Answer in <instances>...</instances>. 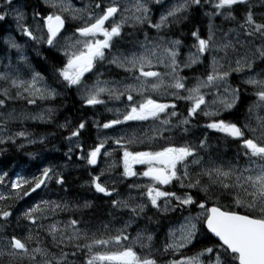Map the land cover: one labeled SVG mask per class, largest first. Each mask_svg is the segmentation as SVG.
<instances>
[{
  "label": "snow or ice",
  "instance_id": "snow-or-ice-1",
  "mask_svg": "<svg viewBox=\"0 0 264 264\" xmlns=\"http://www.w3.org/2000/svg\"><path fill=\"white\" fill-rule=\"evenodd\" d=\"M154 2L162 5L163 0H154ZM203 2L211 3L215 9L214 13L208 15L224 16L226 20L236 19L233 15V6L247 5V7L238 29H229L220 40H217L215 30L211 25L206 39L201 38L198 31L191 32L195 39V43L191 47L195 51H189L182 62L183 67L191 68L201 61V57L213 50L217 54L223 53L219 58L217 55L212 56L210 70L203 77L197 76L192 87H186L184 82L186 78L179 75L181 62L178 57L182 41L180 39L166 40L163 36H158L156 40H150L148 34L145 33L143 41H132L141 49L139 54L135 51L126 54L117 50L109 60L110 64L128 73L135 83L115 81L112 82L113 86L109 87L108 81L97 79L92 87L84 88L82 98L87 106L103 104L104 101L100 98L102 93H107L109 97L117 100L127 95L129 104L122 114V119L119 118L120 110L117 109L118 117L116 119L109 120L103 125H97V127L109 129L127 121H148L150 119L159 121L161 125L158 130L156 128L152 130V136H145L139 141L136 137L125 139L123 136L112 139V143L118 145L122 150L123 171L120 175L124 178L141 176L149 180L145 184L128 185L129 189H144L140 192L141 202L137 203L136 198L131 195L125 199H111L116 189L115 187L109 189L100 182L104 170L100 175L91 177V187L96 193L111 199L112 209L126 210L129 213V219L124 222V226L117 229L115 234H109L106 237L104 233L99 236L92 233L89 237L87 232L81 234V230L77 227L80 221L76 219H70L64 228H60L58 222L49 224L46 231L51 237L53 246L60 248L59 255L50 253L46 247H42L38 234L36 246L30 247L33 235L29 228L28 234L23 239L12 235L5 240L4 247H0V256L7 255L12 259L19 257L21 260L26 258L32 264H74L69 256L75 257L77 252H82L85 255L83 264H157L151 254L153 236L146 228L139 230L137 235L131 238L130 243H125L129 241L126 230L133 223V218L144 213L147 204L150 203L151 207L158 212L175 211L177 207L183 210L190 205H195L200 209L195 216L191 213L184 216L178 229L170 228V239L164 244V252L185 248L198 235L208 238V234H211V237L216 238L217 241L212 246L201 248L194 256L171 260L169 264H204L202 257L207 259V264H264V116L257 112L258 109L264 110V70L254 71L257 61L264 64V13L257 20L251 0H203ZM44 3L53 11L47 15H42L40 11L33 12L35 31L24 23L25 13L19 8H13V0H0V9H2L0 10V21H5L8 15L14 13L17 28L25 37L39 43L44 39L43 30L46 29L45 42L49 46H54L58 34L65 24L60 13H69L75 20L78 18L76 13L82 10L72 8L65 0H44ZM201 3L202 0H182V2L167 8L153 23L149 17V0H133L130 6L123 7L117 3V0H112L107 5L103 3V0H99L95 4V9L99 11L89 12V22H85L84 26L76 27L75 32L78 33V38L69 43L64 50L67 62L63 68L55 71L68 86H79L82 84L84 74L90 72L97 61L106 59L105 50L110 51L115 46V38H122V29L125 25L135 28L136 25L146 23L149 28L155 29L159 33L163 29L183 23L187 18L185 14L189 7L199 6ZM262 6H264V0H262ZM57 9L59 12L56 11ZM117 14L121 16L120 20L112 22L109 29L106 22ZM40 21H42V25ZM36 32H40V35H36ZM230 33H235L234 38H228ZM98 36H102L103 39L97 38ZM66 39L71 40L72 38ZM257 39L260 41L259 45L255 44ZM5 42L9 48L16 49L19 55L16 65L9 62L4 66L5 70L0 72V81H3L5 85L0 87V108L6 107L7 102L14 99H27L28 104H34L36 99L53 97L56 94L55 89L42 83L44 78L27 64L21 46L14 40ZM221 61L227 63V68ZM156 66H163L168 71L161 73L151 70ZM246 69L249 73H254L243 80L244 84L252 87V95L255 97L248 109L249 120L251 121V118L255 117V127L251 122L244 126L252 135L246 138L243 128L236 123L222 119L212 120L204 127L240 140L242 148L245 149L244 155L248 158V167L238 168L231 164L227 167L218 165L211 155L205 165L204 157L200 155L199 150H208L207 138L200 140L198 147L185 143L181 146L168 144L161 146L159 150H129V146L132 144L155 140L158 132L167 131L172 126L170 118L178 115L174 103L158 102L148 95L149 92H157L161 87H164L165 92L176 100L188 101L187 117L179 120L175 126L188 125L189 118L199 112H202L205 117H212L218 116L221 108L231 110L240 99V94L239 89H234L227 83L228 78L232 72L241 73ZM25 72L30 73L28 79L22 78V74ZM164 77L169 79V83L166 85ZM221 87H223V92L220 91ZM13 89H15V95L12 94ZM169 89L173 91L168 92ZM204 89L209 91L216 89L212 93L214 98L211 103L206 100L208 93L204 92ZM184 92L187 94H182ZM133 93L140 96L138 101ZM168 109L172 110L169 112ZM50 111L51 109H49ZM161 114H164L166 118L161 119ZM7 118L15 119L16 117L12 112H9ZM36 118L32 117V119ZM85 126V123L81 121L76 130L71 132V137H77ZM184 131L187 132V128H184ZM257 133H259L258 136ZM16 135L25 136L26 133L18 132ZM0 143H3V140H0ZM105 143L106 140H101L88 151L86 157L88 165L97 164V158L101 155V149L104 148ZM77 146L79 147V145ZM71 151L70 148L69 152ZM102 154L105 157L110 155L108 151ZM78 158L83 159L84 157ZM189 161L191 165L199 168V171L194 175L189 170ZM133 165H145L146 168L142 172H137L133 170ZM113 167L115 164L109 165V168ZM52 171L51 167H45L42 170V175L33 177L32 180L17 174L15 179L10 181L11 189L17 198H21V193L23 196H28L45 184L46 180L52 178ZM6 176L7 173L0 175V183H3ZM202 177H207V182H204ZM173 181L179 182V187L182 189L198 188L204 193V200L197 203L193 196L187 192L177 195L173 191L163 190L162 186L170 185ZM65 182L63 177L57 175L56 183L58 185L63 186ZM116 182L113 181L114 184ZM25 186H28L27 189ZM144 197H146V201L143 199ZM213 197H215V202L211 207H208V201ZM225 197H231L235 207L222 206L219 201ZM10 198L11 196L0 195V201ZM173 200L176 202L175 205L172 204ZM160 201H163V208H161ZM49 207L55 211L56 209H66L67 205L41 200L23 212L22 216L31 225H36L37 220L43 217L45 209ZM79 207L90 208L91 203L85 201ZM239 209H244V211L241 212ZM10 214L7 210H0V219L7 220ZM109 215H112V212ZM151 219L149 217L150 221ZM200 225L207 230L206 233L201 232ZM103 227L105 230L108 229L107 224ZM177 231L179 236L176 235ZM81 240L86 242L80 243ZM135 245H139L143 254L134 250ZM65 247H72L75 250L69 253L63 250Z\"/></svg>",
  "mask_w": 264,
  "mask_h": 264
},
{
  "label": "trees",
  "instance_id": "trees-1",
  "mask_svg": "<svg viewBox=\"0 0 264 264\" xmlns=\"http://www.w3.org/2000/svg\"><path fill=\"white\" fill-rule=\"evenodd\" d=\"M23 3L25 4L24 0ZM37 6L40 9V6ZM195 9L198 10V19L200 20L199 6H196ZM193 10L194 9H192V11ZM40 12L42 15L47 13H43L41 9ZM6 22L7 19L5 21H0V28L4 27L5 30L7 26ZM200 23L202 24L203 21H200ZM190 25L192 26V24ZM178 28L181 31L180 33H178L173 26L164 31L167 35H170L168 36L170 38L176 39L177 37H180L181 41L186 43V46L189 47L191 41L190 38H193L189 33L192 31L186 29L181 30L180 27ZM199 35L201 38H204V30H200ZM122 37L125 38V34H123ZM117 42L119 41L117 40ZM27 43H30V41L26 40V44ZM40 48L41 51L38 52L34 46L27 44L25 47V53L27 56L26 62L29 64L33 61L36 70L49 80L52 76H50V74L54 73L56 68L59 69L62 67L64 63L63 57L53 50L46 51L44 45ZM6 52L8 51L5 48L4 53ZM182 59H184V57H182ZM182 59L179 60L181 62L180 76L186 78L184 80L186 87H192L197 76L203 77L207 74V66L205 64V66L196 65L191 68H185L183 67ZM228 84L234 85L235 89H239L240 94V99L230 111L224 112L218 117H205L203 114L198 113L189 118V125L178 126L174 129L172 126L169 127V130L163 132L165 133V136H169V139L179 138L178 140L172 141L175 146H181L188 143L198 147L199 141L207 138L209 148L207 151L199 150L201 154L207 158L211 155L212 159L215 160H220L222 158L226 159L227 162L230 160V163L237 162L241 150L238 140L227 137L221 132L204 127V125L212 120L221 119L227 122L236 123L238 126H240L242 120L243 122L245 120L246 124L249 123L246 120V117L249 109L248 106L253 102V89L247 85L236 82L235 77H232V80H230ZM3 86H5L4 82L0 81V87ZM220 91L223 92L222 87ZM60 93L62 96H57L53 100L45 99L35 101V103L42 104L51 109V114H49L50 117L48 119H42L41 121L32 119V117L36 112L42 110L43 107L38 108L37 104L34 105L35 103L31 105L29 104L30 106L28 107L27 99L10 100L7 102L6 107L0 108V129L3 128L6 130L4 134L0 133V140H3V143H0V171L7 173L9 178L13 173H16L23 176L25 179L32 180L33 177H39L38 174L41 175L42 170L45 167H51L53 170L51 173L52 178L48 180L45 187L46 189L44 187L40 189L38 188L28 196H23L21 193V198H17L13 193V190H10L9 186L0 188V195L11 196L10 199L0 201V210H7L11 213L7 220L0 219V238L6 239V237L10 238L12 235H16L23 239L28 234L29 228H31L33 240L29 246L35 247L36 236L38 234L41 246L46 247L50 253H55L56 255H59L60 248L53 246L51 237L46 231L47 226L52 224L53 221H58V226L64 228L65 224L70 219H76L80 221L77 227L81 230L82 235L84 232H87L89 237H91L92 233H96L98 236L101 233H104L106 237L107 235L115 234L116 232L113 230L114 227H109L108 223L120 226L121 221L129 219V213L126 210L119 211L112 209L111 199H114V196L110 199L103 194L95 192L90 184L92 176H98L101 171L104 170V175L100 177V182L105 181L101 179H107L110 172L113 174L112 176L117 179L123 180L128 184L131 182V179L124 178L120 175L122 170L119 165L116 166V168H109L107 166L101 167L100 165L102 164H99L98 166L87 164L86 157L89 151L88 149H91L98 144V141L96 140L98 139L97 133H99L101 128L97 127V125H103L109 120H112L113 116L109 115L110 113L104 111L99 105L87 106L84 104L83 100H80L81 103L79 105L77 99L72 94V90L66 89L64 91L61 89ZM12 94L15 95L14 89L12 90ZM182 94L186 95L185 92ZM163 102L174 103L176 105L175 111L178 115L170 118L171 125H174L179 120L187 117L186 114L189 107L188 101L176 100L171 96L170 98L163 99ZM171 110L172 109H168L167 111L170 112ZM9 112H12L16 118L8 119L7 114ZM164 118L165 116L162 114L161 119ZM81 121L85 123V128L80 130L77 137H71V132L76 130ZM132 122L134 123L124 122L122 124H151V127H149V133H152L154 128L158 130L157 123L159 121L151 122L148 120L147 122ZM61 125H63V127H61ZM184 128H187V132L184 131ZM244 131L246 138L251 136L249 135L250 132L248 129H245ZM18 132H24L26 135L18 136L16 135ZM69 137L73 139L75 138L78 141L77 145H79V147L77 145L73 147ZM30 138H39L43 141L34 144L24 143ZM141 139L144 138L140 137L138 141ZM95 140L97 142H95ZM70 148L72 151L70 152L71 155L68 157ZM78 157L84 158L80 159ZM190 172L193 175L196 173L193 170ZM57 175L65 179L66 182L63 186L56 183ZM132 178L134 180L136 177ZM206 179L207 177H202L204 182H207ZM176 183L178 182L173 181L172 184L168 185L167 190L179 194V192L176 191ZM27 187L28 186H25L26 189ZM122 189V186L118 187L119 191ZM190 190L189 194L193 196L197 203L204 200V193L198 188ZM41 200L55 202L61 205L66 204L68 214L66 215L64 213V209H56L53 211L51 207H49L48 209H45L43 217L37 220L36 225H31L29 221L24 219L22 213L34 204L39 203ZM85 201L91 203L90 208L79 207V205H83ZM214 202L215 197L208 201L207 206L213 205ZM219 203L222 206L227 205L235 207L232 204L231 197L222 198ZM199 211L200 209L198 207L190 205L183 210L177 207L175 211L161 213L149 206L139 217L133 218V226L127 230V235L130 234V232L137 233V230L139 231L140 228H146L148 232H151L153 236L151 242V254L152 257L156 259L157 264H169V261L171 260H180L182 257H191L199 252L201 248L212 246L217 241L209 234L208 238L198 235L197 238L185 248L176 251L170 250L168 252H164L163 248L164 244L168 242V231L170 227L182 217L187 216L190 213L195 216ZM239 211L243 212L244 209H239ZM110 212H112V215H109ZM149 217L152 218L151 221L149 220ZM170 222H172V225L168 228ZM105 224L108 225L107 230L103 227ZM200 230L201 232L206 233L202 225H200ZM85 242L86 241L84 240L80 241V243ZM63 250L71 253L75 249L72 247H65ZM134 250L137 251V253L143 254L140 247L134 246ZM69 259L74 261V264H83L85 255L82 252H77L75 257L70 255ZM201 259H203L204 262H207L206 258L202 257ZM0 264H32V262L26 258L21 260L17 257L14 260L7 255H3L0 256Z\"/></svg>",
  "mask_w": 264,
  "mask_h": 264
},
{
  "label": "rangeland",
  "instance_id": "rangeland-1",
  "mask_svg": "<svg viewBox=\"0 0 264 264\" xmlns=\"http://www.w3.org/2000/svg\"><path fill=\"white\" fill-rule=\"evenodd\" d=\"M13 1H14L13 2V8H19L21 11H23L22 10L21 1L20 0H13ZM65 2L68 3V4H70L72 8L79 9V10H82V11L76 13V15H77L78 18L75 19V20H73L71 18V15L69 13H60L62 15V17L65 18V20L69 24H71V27H70V29H67V30L63 31L62 33L58 34V38H57V40L55 42V45L52 46V47L56 48L59 52L63 53V55H64V50L67 47V45L69 43L74 42V40L76 38H78V33L75 32L76 27H78V26H84L85 22H89L88 21V14H89V12L99 11V10L95 9V3H93L92 0H65ZM111 2H112V0H105L103 3L105 5H107V4H110ZM132 2H133V0H117V3L120 4L121 7H123L125 5L130 6ZM179 2H182V0H163L162 5H160V4H156L154 2V0H149V7H150L149 16H152L153 15L154 8L157 7V5H159L158 6V11L157 12L155 11L156 12L155 22H156L159 19V16H160V14L162 12L166 11L167 8H169L173 4H176V3H179ZM151 4H153L152 11H151ZM35 6H36V4H35ZM209 6L211 8H213L211 3H209ZM246 7H247V5H244L243 6V12H242V15L243 16H244V12H245ZM50 10L53 11V9H51V8H50ZM213 10L215 11L214 8H213ZM56 11L59 12V9H57ZM253 11H254V15L259 14L260 11L264 12V7L263 6H261V7L255 6L254 9H253ZM9 12L11 13V10H9ZM259 15H258V17L256 19H259ZM217 17H218V21L216 23L210 21L209 19L205 20V21H207L206 28L204 30V32H206L205 39L208 36L210 25L215 30V35H216L217 40L222 39L224 37V33L228 32L229 29H238V25L239 24H238V21L236 19L235 20H226L224 18V16H217ZM120 18H121V16L119 14H117L113 19H110V21H107L106 22V26L111 25L112 22L119 21ZM209 18L212 20L213 19V15H210ZM236 18H237V16H236ZM8 19H9V24L7 25L8 31H6V35L4 37L5 38V41L6 40H14L17 44H19L21 46V49L23 51V54H24V49L27 46V44H29L30 46H36V47H38V48H36V50L38 52L41 51V48L39 47V46H41V44L44 43L46 45V42H45L46 41V36H47L46 29L43 30L44 39L41 42L37 43L36 41L30 40L28 37H25L22 34V32L20 30H18L17 25H16V21L14 19V13H11L10 15H8ZM223 22H224V24H223ZM12 23H15V25L12 26ZM24 23L35 31V21H34V19L33 20H30V21H27L25 19ZM40 23L42 25V21H40ZM218 23H219V25H218ZM182 24L183 23H181L180 25H178V27H181V30L183 28L181 26ZM125 26H127V25H125ZM178 27L175 26L174 28L179 29ZM145 33L148 34V37H149L150 40H156L158 38V36H163L160 32L157 33V31L155 29L152 30V32L150 30H148V32H145ZM145 33H142L141 36L139 37V40L140 41H143L144 40V34ZM18 34H19V36H21V39H19ZM35 34L39 36L40 35V32H36ZM234 36H235V33H230V35H229L228 38L231 39V38H234ZM69 37H71L72 39L71 40L66 39V38H69ZM127 37L128 36H126V39H127ZM163 37L166 40H171V39L167 38L166 36H163ZM97 38L103 39L102 36H98ZM126 39H123L122 40V42L120 43V46H116L115 45L114 47L111 48L110 51L107 50V49L105 50V55H106V58L108 60L111 59V55L113 53H116L117 50H120V51H122V52H124L126 54L127 53H130V52H133V51H135V52H137V54H139V52L141 51V49L138 47V45H134L132 43L133 40L130 42V41H127L129 39H127V40ZM26 40L27 41H30V43H27L26 44ZM259 43H260V41L257 39L255 41V44L256 45H259ZM189 51H195V50L191 48ZM18 55L19 54H18V52L16 50V55L14 57L13 56L11 57V55L8 54L7 57H4V59H1L0 60V72H3L5 70L4 66L7 65V64H9V62H11V64H13V65H16L18 63ZM213 55H217V58H219V56L223 55V53L217 54L213 50L212 52L207 53L203 57H201V61L203 59L206 60L207 67H208V71L210 70L209 65L211 63V59H212V56ZM183 56H184V59H182V61L185 60V58H186L187 55L185 54ZM221 62L224 63L225 64V68H227V63L225 61H221ZM113 66L115 68H117L115 65H113ZM94 67H96V64H95ZM117 69L123 71L122 72V76H121V78H117L116 77V78H113L112 80L107 79L108 82H109V85H108L109 87H112L113 86L112 82H115V81H123L124 83H135V81L131 77H129V74L128 73H125L123 69H120V68H117ZM151 70L158 71V72H161V73H164V72L168 71L163 66H156V67L152 68ZM262 70H264V64H261L259 61H257L256 64H255V66H254V71L255 72H260ZM180 72H181V70H179V75H180ZM54 73H52V74H54ZM232 73L237 74L235 72H232ZM89 74L91 75L90 78L93 79V82L87 83V82H85V78H87V75H89ZM250 74H254V73H249L248 70L246 69L243 72H241L240 75L238 74L239 77L237 79H241L243 81ZM29 76H30V73H27V72H25V73L22 74V78L23 79H28ZM164 80H165V85L167 83H169L168 77H164ZM96 81H97V78H95V74L92 72V70L90 72L85 73L84 76L82 77V84L78 86V88L80 89L79 90L80 96L83 97L84 88L85 87H92L96 83ZM42 83L43 84H47L48 86L51 87V84H49L48 82H46L45 79H43V82ZM84 83H86L88 86H86ZM121 90H123V89L121 88ZM203 91L206 92V93H208L206 95V100H208L209 103H211V101L214 98L213 95H210L208 89H204ZM168 92H171V89H169ZM148 95H151L153 98H155L158 102H161V103H164L163 102V99L170 98L171 97L170 94H167L165 92V88L164 87H161V89L159 91H157V92H149ZM126 96L124 95L119 100H117L115 98L109 97V95L107 93H102L101 96H100V98L104 101L103 106L106 109H110V110H112L115 113V115H114L115 119L118 117L117 109H119L120 110V112H119V118L122 119V114L124 113L126 106L129 104V101L125 100V99H127ZM133 96L135 97V99L137 101L140 99V96L137 95L136 93H133ZM36 104L37 103H35L34 105H36ZM37 107L38 108L43 107V108H42V110H40L39 112H36L34 114L33 117H37L36 120L37 119H42L41 117H43V119H45V118L48 119L50 117L49 114H51V111L49 112V108L48 107L43 106L42 104H37ZM213 107H215V106H213ZM223 111H225V110H223L221 108L219 114H222ZM257 112L260 115L264 116V110H259L258 109ZM199 113L203 114L202 112H199ZM248 117H249V114H248ZM149 121L153 122V120H151V119ZM252 121L255 122V117L254 116L251 118V121L250 122H252ZM128 122L131 123L132 121H128ZM157 124H158V127L160 128V123L158 122ZM245 124L246 123L243 122V126H245ZM245 129H247V128H245ZM125 130H126V127L124 126V124L114 125L112 128H109V129H104V128L101 127V129L99 131V134H98V136H100L99 139H98V142L100 143L101 140H106V143L104 145V148L101 149V155H99L98 158H97L98 159V162L97 163L102 164V165H100L101 167H104V166L109 167L110 164H115V167H113V168H116V166L119 165L120 168H121V170L123 171L122 162H121L122 150H121V148L118 145L112 143V139L113 138L120 137V136H123L125 139H128L129 137H136L137 139H139L140 137H142L144 135V132H145V130H141V131L137 130L135 132L129 133V132L125 131ZM5 131L6 130L3 129V130L0 131V133L1 134H4ZM160 137H161L160 134L159 135L157 134L155 140L161 139ZM30 140H32V139H30ZM155 140H152L150 142H147L148 140H146V141H144V143L132 144V145L129 146V150L145 151V150H150L152 147L153 148H157V150H159V148L161 146H167L168 145V144H165V143L164 144L161 143L160 144L161 146L160 147H157V145L155 143ZM41 141H42L41 139H35V140L28 141V142H24V143L33 144V143L41 142ZM105 151H108L110 153V155L108 157H105L102 154ZM200 155L204 157L203 154H200ZM213 160L215 161L216 164L223 165L225 167H227L229 164H231L234 167H238V168H244V167H248L249 166V164L246 165V166H241V164H237V163H230V162H227V161L226 162H222L221 160H218V159H216V160L213 159ZM204 161H205V165H206L207 164V161H208V158H205L204 157ZM189 164H190V168H191L192 165H191L190 161H189ZM137 168H140L138 171L139 172H142V171L145 170L146 166L145 165H133V170H137ZM2 174H3V172L0 171V175H2ZM41 175H42V173H41ZM112 175L113 174L110 172V174H108L107 179L106 178L105 179H102V180H105L103 182L105 184H107V185H114V183H113L114 180L117 181L116 183H118V182H124L123 180L117 179V178H115ZM128 178H132V177H128ZM148 182H149L148 178H144V177H141V176H137L134 180H132L131 182H129V184H145V183H148ZM3 183H5V185H7V180L4 179ZM143 199L146 201V197H144ZM160 204H161V208H163L164 207L163 201H160ZM172 204L175 205V200L172 201ZM147 205H148L147 207H149L150 203L147 204ZM161 212H164V211H161ZM167 212H169V211H167ZM182 219H183V217L180 220H178L177 222H175L170 228H176V229H178L179 228V224L182 221ZM125 221H127V220L121 221V224H120L121 226H117V228H113V230L116 231L117 229L122 228L123 227L122 224H124ZM129 228H127V230ZM127 230H126V234H127ZM168 233H169V231H168ZM136 235H137V233H135V234L134 233L128 234L129 241H127L125 243H130L131 242V238L134 237V236H136ZM176 235L179 236V232L178 231H177ZM169 239H170V237L168 238V242H169ZM4 241L5 240L0 239V247H4ZM135 246L136 247H139V245H135ZM204 264H207V262H204Z\"/></svg>",
  "mask_w": 264,
  "mask_h": 264
},
{
  "label": "bare ground",
  "instance_id": "bare-ground-1",
  "mask_svg": "<svg viewBox=\"0 0 264 264\" xmlns=\"http://www.w3.org/2000/svg\"><path fill=\"white\" fill-rule=\"evenodd\" d=\"M32 2V1H31ZM35 2H36V0H35ZM31 5V4H30ZM32 6V5H31ZM30 6V7H31ZM34 6V5H33ZM32 6V7H33ZM47 5L46 4H44L43 5V7H46ZM48 7V6H47ZM24 9H25V7H24ZM28 10H30V9H28ZM34 10H35V8H34ZM157 11H158V7H157ZM156 11V12H157ZM33 12V11H32ZM155 15H156V13H155ZM202 16H203V14H202ZM202 16H201V14H200V19L202 18ZM204 17V16H203ZM31 20H33V19H31ZM199 20V19H198ZM28 21V20H27ZM9 24V20H7V22H6V25H8ZM15 25V23H12V26H14ZM198 26L199 27H201V23H200V20H199V23H198ZM13 28V27H12ZM15 30V29H14ZM6 31H8V27L6 26V29L5 30H0V47H1V50H0V60L1 59H4V57H7V55L9 54V55H11V57L13 56H15L16 55V50L15 49H11V48H9V46H8V44L5 42V33H6ZM4 32V33H3ZM14 32V31H13ZM3 33V34H2ZM125 36H128L127 37V39H129V40H127V41H134V40H139V37L141 36V34L139 33V32H134L128 25H127V29L125 30ZM178 36V35H177ZM18 37H19V39H21V36H19V34H18ZM176 39H180V37H177ZM181 40V39H180ZM190 47L192 46V44L194 43L193 42V39H191L190 38ZM6 48V50L8 51V52H6V53H4V49ZM192 48V47H191ZM123 49V48H122ZM47 51V50H46ZM29 65H30V67H31V69H33L34 71H36V72H38L36 69H35V66H34V64H33V61H31L30 63H29ZM57 69V68H56ZM56 72V71H55ZM38 73H40V72H38ZM15 90V89H14ZM71 92V91H70ZM60 96H62V95H60ZM251 96V95H250ZM75 97V96H74ZM252 97V96H251ZM251 97H250V99H251ZM76 99H77V101H78V104L80 105V103H81V101H80V99L76 96L75 97ZM53 100V99H52ZM31 105V104H30ZM29 104H27V106L29 107L30 106ZM61 106V105H60ZM248 108H249V106H248ZM62 110H64V109H62ZM247 113V112H246ZM187 115V114H186ZM43 119V118H42ZM42 119H37L38 121H41ZM36 120V119H35ZM241 124V123H240ZM189 125V124H188ZM177 128V127H176ZM1 130H3V128H1L0 129V131ZM179 130V129H178ZM6 132V131H5ZM170 133V132H169ZM99 137L100 136H98V139H99ZM167 137H169V136H167ZM31 139V138H30ZM30 139H28V140H26L25 142H28V141H32V140H35V139H39V138H34V139H32V140H30ZM98 139H96L97 141H98ZM179 138H172V139H169V140H178ZM95 140V142H97ZM43 141V140H42ZM36 143H40V142H36ZM71 143H72V146L73 147H75L77 144H78V141L74 138H71ZM173 143V142H172ZM34 144V143H33ZM94 144V143H93ZM88 150H90V149H88ZM71 155V153L70 152H68V157ZM223 158H226V157H223ZM222 162H226V159H220ZM229 162H230V160H229ZM16 173H13L12 174V176H10V178L8 177V176H6L5 177V179L7 180V185H5V183H0V188L1 187H6V186H9L10 187V190H12L11 189V184H10V181L12 180V179H15V177H16ZM39 176H41L40 174H38ZM29 180V179H28ZM102 180V179H101ZM206 181H207V179H206ZM103 184H105L103 181H101ZM109 189H111V188H113V187H115V189H116V192L115 193H113V195L112 196H114V199H125V198H127V197H129L130 195L131 196H133V197H135L136 198V202L137 203H139V202H141V196H140V192L141 191H144V189H135V188H133V189H129L128 188V183H126L125 181L124 182H118V183H116V184H114V185H107V184H105ZM119 186H122L123 187V189L122 190H118V187ZM44 187V185H41V187L40 188H43ZM39 188V189H40ZM196 188H193V190H195ZM189 191H191L190 189H188V188H180L179 189V195H183L185 192H187V193H189ZM118 194V195H117ZM148 206V205H147ZM67 209V208H66ZM66 209H64V213L67 215L68 214V211L66 210ZM47 219V218H46ZM48 219H50V218H48ZM54 222H56V221H53V223ZM58 222V221H57ZM108 225H109V227H114V228H117V225H111V224H109L108 223ZM172 225V222H170V224H169V226H168V228L170 227ZM121 226V225H120ZM122 226H124V224H122ZM131 226H133V223L131 224ZM142 228H140V230H141ZM137 232H138V230H137ZM0 239H2V238H0ZM7 239H9V237H6V239H2V240H7ZM36 246V245H35ZM188 246V245H187ZM186 246V247H187ZM15 260V259H14Z\"/></svg>",
  "mask_w": 264,
  "mask_h": 264
},
{
  "label": "flooded vegetation",
  "instance_id": "flooded-vegetation-1",
  "mask_svg": "<svg viewBox=\"0 0 264 264\" xmlns=\"http://www.w3.org/2000/svg\"><path fill=\"white\" fill-rule=\"evenodd\" d=\"M25 1V5H24V7H25V9H24V11H25V19L26 20H28V21H30L31 19H33V12L34 11H40V9H41V11L44 13V12H48L49 11V9H50V7H43V5L45 4L44 3V0H36V2H35V0H24ZM32 1V2H31ZM105 0H103V2H104ZM14 2V1H13ZM26 2H27V4H26ZM92 2L93 3H97V2H99V0H92ZM33 6H31V5ZM35 4H36V6H35ZM37 5H39L40 6V9H39V7L37 6ZM31 6V7H30ZM23 7V8H24ZM34 8H35V10H34ZM233 8H234V12H233V15H236L237 16V21H238V24L239 23H241L242 22V20H243V15H242V12H243V5H239V6H233ZM28 9H30V10H28ZM0 10H2V9H0ZM33 11V12H32ZM152 11V10H151ZM155 11H157V8H156V10L154 9V11H153V15L156 13ZM200 12V11H199ZM262 13H264V12H260V15L259 14H257V15H255V17L257 18L258 17V15H259V18H260V16H261V14ZM200 14H201V16H202V14L203 13H201L200 12ZM43 15H45V14H43ZM186 15V19L183 21V24L181 25L183 28H182V30H188V31H198V34L200 33V30H205V28H206V23H207V21H205V15H206V13L205 14H203V16H202V18L200 19V21H203V23L201 24V27H199L198 26V23H199V20H198V10H196V9H194L193 11H190L189 13H186L185 14ZM7 20H9V19H7ZM257 20H259V19H257ZM190 24H192V26L190 25ZM223 24H224V22H223ZM218 25H219V23H218ZM66 26H67V29H69L70 28V24L68 25V24H66ZM187 26V27H186ZM134 32H139L140 34H142V33H145V32H148V25L145 23L144 25H136V27L135 28H133V27H130ZM145 28V29H144ZM181 28V27H180ZM0 30L2 31V30H4V27H1L0 28ZM175 30H177L178 31V33H180L181 31H180V29H176L175 28ZM4 33V32H3ZM2 33V34H3ZM189 34H191V33H189ZM99 62L100 61H97L96 62V67H94L93 69H92V72L95 74L96 73V71L98 70V67L102 64H100V65H98L99 64ZM109 79L110 80H112V78H110L109 77ZM75 97H76V95H74Z\"/></svg>",
  "mask_w": 264,
  "mask_h": 264
},
{
  "label": "water",
  "instance_id": "water-1",
  "mask_svg": "<svg viewBox=\"0 0 264 264\" xmlns=\"http://www.w3.org/2000/svg\"><path fill=\"white\" fill-rule=\"evenodd\" d=\"M62 30V29H61ZM211 207V206H210ZM206 230V229H205ZM206 232H207V230H206ZM211 235V234H210ZM214 238V237H213ZM215 240H216V238H214Z\"/></svg>",
  "mask_w": 264,
  "mask_h": 264
}]
</instances>
